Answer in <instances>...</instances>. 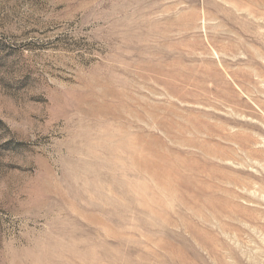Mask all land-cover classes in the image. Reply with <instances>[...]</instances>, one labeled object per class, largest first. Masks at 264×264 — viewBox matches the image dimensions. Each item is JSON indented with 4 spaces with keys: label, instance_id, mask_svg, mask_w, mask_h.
<instances>
[{
    "label": "rangeland",
    "instance_id": "374dc122",
    "mask_svg": "<svg viewBox=\"0 0 264 264\" xmlns=\"http://www.w3.org/2000/svg\"><path fill=\"white\" fill-rule=\"evenodd\" d=\"M0 264H264V0H0Z\"/></svg>",
    "mask_w": 264,
    "mask_h": 264
}]
</instances>
